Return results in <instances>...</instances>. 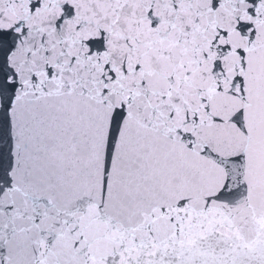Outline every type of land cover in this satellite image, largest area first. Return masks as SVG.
Returning a JSON list of instances; mask_svg holds the SVG:
<instances>
[{"label": "snow or ice", "instance_id": "snow-or-ice-1", "mask_svg": "<svg viewBox=\"0 0 264 264\" xmlns=\"http://www.w3.org/2000/svg\"><path fill=\"white\" fill-rule=\"evenodd\" d=\"M0 264H264V0H0Z\"/></svg>", "mask_w": 264, "mask_h": 264}]
</instances>
